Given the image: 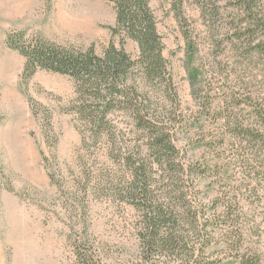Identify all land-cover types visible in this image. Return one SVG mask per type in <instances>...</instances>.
Here are the masks:
<instances>
[{"label": "rangeland", "instance_id": "1", "mask_svg": "<svg viewBox=\"0 0 264 264\" xmlns=\"http://www.w3.org/2000/svg\"><path fill=\"white\" fill-rule=\"evenodd\" d=\"M148 1L183 113L204 116L199 104L207 99L213 105L225 101L239 118L254 119L253 105L264 108V49L255 46L264 45V36L261 29L252 40L237 36L248 20L236 0ZM115 17L113 0H0V264H76L72 243L81 233L108 253L106 264L129 259L124 255L134 248L135 218L130 208L97 194L68 208L79 160L89 156L72 109V79L38 70L22 81L25 59L5 43L8 32L25 31L64 47L92 45L100 54L111 41L120 45L109 30ZM123 48L133 58L138 54L130 39ZM195 70L198 99L190 81ZM208 131L214 133L207 130V139ZM216 146L215 193L235 196L264 259L263 155L231 142ZM197 153L189 150L187 158Z\"/></svg>", "mask_w": 264, "mask_h": 264}, {"label": "trees", "instance_id": "2", "mask_svg": "<svg viewBox=\"0 0 264 264\" xmlns=\"http://www.w3.org/2000/svg\"><path fill=\"white\" fill-rule=\"evenodd\" d=\"M113 2L109 30L120 45L111 41L100 54L92 45L64 47L25 31L6 35V46L25 59L22 81L46 70L74 83L72 109L89 156L79 160L68 208L94 194L130 208L134 248L124 264H264L235 196L215 193L214 163L217 143L231 142L263 155L264 168V108L255 104L256 118L242 119L225 101L206 99L199 104L204 116L183 113L149 1ZM234 2L248 20L237 36L252 40L259 29L264 36V0ZM126 39L137 45L135 58L123 48ZM198 73L190 79L196 99ZM72 251L76 264L110 258L88 233L74 235Z\"/></svg>", "mask_w": 264, "mask_h": 264}]
</instances>
